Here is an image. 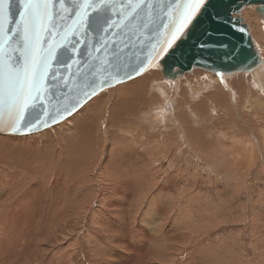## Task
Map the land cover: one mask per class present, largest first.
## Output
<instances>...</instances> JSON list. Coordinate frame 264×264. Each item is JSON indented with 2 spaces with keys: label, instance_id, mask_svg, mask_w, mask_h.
Masks as SVG:
<instances>
[{
  "label": "rangeland",
  "instance_id": "obj_1",
  "mask_svg": "<svg viewBox=\"0 0 264 264\" xmlns=\"http://www.w3.org/2000/svg\"><path fill=\"white\" fill-rule=\"evenodd\" d=\"M240 16L264 63V16L255 5L246 6ZM153 68L162 70L157 78L168 87V112L166 105L146 110L137 104L142 117L137 113L134 120L143 129L134 128L135 137L129 136L132 130L120 132L121 139L107 136V148L100 140V147L95 145L98 152L90 153L93 172L70 166L62 179L42 180L43 191L37 187L26 195L41 208L42 200L48 201L64 183L65 209L25 217L6 208L0 215V264H264V84L257 86L253 72L217 74L197 67L168 79L157 63L113 87L120 91L124 84L151 75ZM255 69L260 80L261 66ZM110 90L90 99L88 105L95 99L100 103L83 126L94 121L96 129L107 128L108 117L118 108L115 101L110 107L114 112L103 116L108 106L103 100ZM87 104L40 132L0 136L40 140L67 129L70 137L72 119ZM166 112L163 121L159 116ZM0 150L14 163L13 156L21 151L11 141L1 143ZM147 172L161 176L152 181L144 178ZM9 175L22 178L24 173L11 170ZM31 182V187L37 186ZM73 190L77 191L72 194ZM77 205L79 209L69 210ZM43 214L49 221L44 219V225ZM22 219H28V227Z\"/></svg>",
  "mask_w": 264,
  "mask_h": 264
},
{
  "label": "water",
  "instance_id": "obj_2",
  "mask_svg": "<svg viewBox=\"0 0 264 264\" xmlns=\"http://www.w3.org/2000/svg\"><path fill=\"white\" fill-rule=\"evenodd\" d=\"M110 2L113 6L109 15L116 22V27L107 34L95 27L85 31L84 21L91 11L88 4H80L78 12L74 11L72 0L55 5L57 14L54 20L51 23L45 21L43 27L38 28L39 40L45 43L41 46L38 40L32 50L36 58L47 55L49 49L58 56L56 62L50 61L51 75L42 84L37 107L28 116L30 121L39 118L41 123L33 129H22L18 133L0 131L1 134L28 135L54 126L68 119L105 88L131 80L129 75L138 77L157 63L162 65L168 79L177 78L194 67L226 74L248 71L262 63L250 29L240 13L246 6L255 5L264 16V0H214L217 7L211 10L212 19L204 18L200 24L197 31L199 39L185 35L167 56L157 53L161 48L167 49V42L171 40L169 29L173 25L176 0H153L151 17H138L122 31L120 25L127 17L122 3L126 4L127 0ZM48 8L51 15L53 6ZM216 11H219V17ZM21 20L15 15V8L13 15L5 11L0 18V61L6 67L18 60L23 63L21 57L29 47L27 44L21 46V37L16 35ZM176 24H179V19H176ZM9 29H12L11 33ZM13 37L14 42L10 44ZM202 44L205 47H201ZM137 68L140 69L139 74L136 73ZM51 76L56 78L53 80ZM105 80L108 83L101 87L100 81ZM89 84L95 89L94 95L88 88ZM85 91L90 95L86 97ZM73 104L77 107H72ZM3 119H8L7 113Z\"/></svg>",
  "mask_w": 264,
  "mask_h": 264
},
{
  "label": "bare ground",
  "instance_id": "obj_3",
  "mask_svg": "<svg viewBox=\"0 0 264 264\" xmlns=\"http://www.w3.org/2000/svg\"><path fill=\"white\" fill-rule=\"evenodd\" d=\"M259 66H261V70L263 71L262 77L260 78V80H258V77H257L259 72H258V70L255 69L256 67L251 68L247 72H253L255 83L257 84V86L262 87V85L264 84V63L262 62L261 64H259L257 66V68H259ZM160 72H162V70L160 68L154 69L152 71L151 75L149 74L143 78H139L138 80H134L130 84H124V86H122L120 91L118 89V86L116 88H114L113 86H112L113 88L108 87L111 90L107 91L108 92L107 98L109 97V99L106 98L105 100H103L105 106L108 104V106L105 107V110L103 111L104 112L103 116L105 117L106 115H108L110 113L112 114L114 112V110H115V112H114V115H112V117L110 116V117H108V120L106 119L107 120V122H106L107 128H105L106 125H104L103 128L101 126V127H99V130H98V127L96 129L97 124L94 125L95 124L94 121H93L94 124L92 122V124H90L89 126H83V123H85L86 121H88V119H90L89 117H90L91 112L96 107H98V105H99L98 103H100L98 100L95 99V100H92V102H90V105H88L89 104L88 102L90 101L89 100L87 102L88 104L86 103L88 105V108L86 110H83L81 115L76 116L75 118L72 119L73 122H72V124L70 123L71 126H69V128L70 129L72 128L71 130H72V133H74V134L70 137H68L69 135L67 136V134L65 135V133L67 132V129H66L65 133L63 131L55 132V135H50V136H48L44 139H40V140H27L26 141V140H20L17 138L9 139L7 137L0 136V146H1V143H3V142L11 141L13 145L18 146L21 149V151L16 153V155L14 153L15 156H13V157H15L17 159V161L15 163L12 161H11L12 163L7 162L8 156L10 154L4 155L3 151L0 150V197L3 198L2 203H4V204L0 205V215H3L5 213L6 208H10V209H12L13 212H16V213L20 212L25 217H28L27 214H33V215L38 214V216H39L40 212L47 214L48 212H51V211L56 212L60 209H63V208L65 209V207L63 206L64 204H61L62 198L65 197V195H63V194H65V190H67V189H65L66 187L63 186L64 183H60V184H62V185H60L62 187L59 186L60 188H55L56 193L54 195H52V197L48 200V201H50V204L47 203L48 202V201H46L47 199L44 198L42 200V204L40 206L41 208H38L36 206V204L35 205L33 204V203H35L33 201V199L28 200L26 195L28 194V192L31 189L37 188V187L39 188L40 191H43V189L42 190L40 189L41 185L44 186V183L42 180H44V181L51 180L54 183L55 180L62 179L64 177V175L65 176L67 175V172L69 171L68 169L70 166L74 170L76 168H79V169L81 168L80 171H82L83 173H90V170H91L90 169V159H91L90 153H91V151H93V153H95V151H96L95 147L100 145V140L103 142V145H102L103 148L104 147L107 148V146L109 147L110 144L107 141V136H110V135L112 136L115 134H117V136H118V134L120 132H124V131L126 132V130H132L133 132L129 131V133H130L129 136H131V134H132L135 137V135L138 134V133H135V135H134V131L136 130V128L140 129V127H141V129H143L142 125L140 127H137L136 124L137 125H139V124L137 122H135V120H134V119H136L134 117H136L137 113L140 114L137 116L142 117L141 113L138 112L139 110L136 109L138 107V106L136 107L137 104L140 103L141 105H145L144 108L146 110L148 108L152 109L154 107H157L158 105L160 106L158 109H160L163 106L165 107V105H166V108L164 109V111L166 110L168 112L169 107H170L169 91H168L167 85L162 84V82H161L162 79L157 78V76L160 74ZM151 80H152V82H151ZM147 84L149 86H147ZM127 91L130 92V96H128L127 94L123 96V94ZM110 100L114 101V102L110 103L109 102ZM115 101H118V103H116V106H118V108L114 109L112 112L110 109L113 107ZM148 103H149V106H146V104H148ZM141 105H139V106H141ZM116 106H115V108H116ZM107 110H108V112H107ZM129 111H131V112H129ZM167 112H166V114L162 113L161 116H159L161 118V120L165 119L163 117H166L168 115ZM106 113H108V114H106ZM92 114H93V112H92ZM94 116L95 115H93V117ZM104 117H102V118H104ZM154 117L157 118L156 115ZM91 120H93V118ZM104 120H105V118H104ZM161 120H159V121H161ZM96 121H98V120H96ZM140 121H141V119H140ZM101 123H102V120H101ZM134 128H135V130H133ZM96 131H97V133H96ZM146 131H147V129H146ZM129 133H127V135ZM122 134H126V133H122ZM14 135H17V134H14ZM74 137H76V139ZM198 137H200V136H198ZM118 138L121 139L120 136H118ZM118 138H117V141H118ZM98 139H99V141L97 142ZM112 140L116 142V140H114V138ZM76 141H78V143H76ZM112 144H113V142H112ZM95 145H97V146H95ZM209 145H211V144H209ZM111 146L114 147V144ZM15 148H17V147H15ZM97 152L98 151H96V153ZM97 155H96V157H98ZM13 157H11V158H13ZM88 167H89V169H88ZM11 170H20L22 173H24V175L21 176L22 178H18L19 176H16V177L10 176L9 171H11ZM91 172H93V171L91 170ZM131 175H132V173H131ZM152 175L150 176L149 173L147 172V173H144L143 176H144V178L148 177L152 181L161 176V175H154V174H152ZM23 178H24V180L22 181ZM31 180H33V183L37 184L36 187H31L32 182L28 183ZM89 180H90V177H87L86 181H89ZM9 185H24V186L21 188H17V189L14 188L12 190L10 188H7V186H9ZM45 189H46V187H45ZM89 189H90V187H89ZM75 191H77V190H73L72 194ZM8 192H10V193L8 194ZM144 196H146V195H144ZM60 198H61V200H60ZM38 204H39V202H38ZM73 204L75 205V203H72L71 205H73ZM70 207H73V206H69V210L80 208V207H78V205H77V208L76 207L70 208ZM89 208H90V206H89ZM66 209H68V207H66ZM81 210H82V208H81ZM66 212H68V210ZM44 214H43V216H44ZM38 216H37V219L40 218ZM45 217H46V215L43 217V222H42L43 225H44V222H46L44 219L47 220V218H45ZM66 220H68V219H66ZM25 221L27 222L28 219H24V220L22 219V224L24 226H26ZM62 221H61V223H62ZM39 222H41V221H39V219H38V224H41ZM30 223L32 224L31 227H33V226L35 227V225H37V224L34 225V223H32V220ZM38 226H36V228H38ZM26 227H28V226H26ZM42 228H43V226H42ZM32 229H35V228H32ZM33 231H35V230H33ZM33 235H36V234L33 233ZM42 262H43V260H42Z\"/></svg>",
  "mask_w": 264,
  "mask_h": 264
},
{
  "label": "snow or ice",
  "instance_id": "obj_4",
  "mask_svg": "<svg viewBox=\"0 0 264 264\" xmlns=\"http://www.w3.org/2000/svg\"><path fill=\"white\" fill-rule=\"evenodd\" d=\"M57 3L65 4V0H0V18L3 17L5 11L10 16L13 15L15 8V15L22 18L21 27L16 30V35L21 37V46L24 44L29 46L25 56L21 57L23 63L18 60L6 67L0 61V131L18 133L22 129H33L41 123L39 118L30 121L28 116L37 107L36 102L40 100L42 84L46 83L51 75L50 61L56 62L58 56L56 52L49 49L47 55L36 58L32 55V50L39 40L38 28H42L45 21L51 23L54 20L57 14L55 10ZM72 3L75 5L74 11L77 12L80 4H88L91 9L84 21L85 31L95 27L101 33L107 34L116 27V22L109 15L113 6L110 0H72ZM176 4L173 25L169 29L171 40L167 42V49L161 48L157 55L164 53L167 56L174 51V47L183 40L185 35L199 39L197 31L200 24L203 23L204 18L211 20V10L217 7L214 0H176ZM49 5L53 6L51 15ZM122 6L125 8L127 17L120 25L121 31L129 27L138 17L150 18L154 11L153 0H127V3H122ZM219 15V11H216V16L219 17ZM176 19H179L178 25ZM45 30L51 31L50 29ZM9 32L11 33L12 29H9ZM12 42H14V37L9 41L10 44ZM39 43L43 46L45 41L39 40ZM201 47L205 45L202 44ZM72 51L75 52V49ZM161 62H163V57H161ZM64 66L68 65L64 64ZM136 73H140L139 68L136 69ZM51 78L54 80L56 77L51 76ZM132 78L131 75L128 76V79ZM106 83H108L107 80L100 81V86L104 87ZM88 88L94 95L95 89L92 84H89ZM84 95L87 97L90 93L85 91ZM72 107L75 108L77 105L73 104ZM4 113L8 114L7 120L3 119Z\"/></svg>",
  "mask_w": 264,
  "mask_h": 264
}]
</instances>
